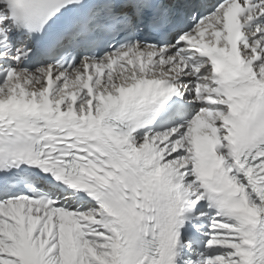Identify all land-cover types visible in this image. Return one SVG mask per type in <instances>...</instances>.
<instances>
[{
  "label": "snow or ice",
  "instance_id": "snow-or-ice-1",
  "mask_svg": "<svg viewBox=\"0 0 264 264\" xmlns=\"http://www.w3.org/2000/svg\"><path fill=\"white\" fill-rule=\"evenodd\" d=\"M0 264H264V0H0Z\"/></svg>",
  "mask_w": 264,
  "mask_h": 264
}]
</instances>
